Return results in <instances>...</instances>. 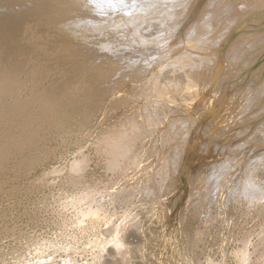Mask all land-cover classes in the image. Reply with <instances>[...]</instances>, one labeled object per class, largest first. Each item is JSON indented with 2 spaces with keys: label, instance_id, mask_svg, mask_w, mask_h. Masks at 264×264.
<instances>
[{
  "label": "rangeland",
  "instance_id": "1",
  "mask_svg": "<svg viewBox=\"0 0 264 264\" xmlns=\"http://www.w3.org/2000/svg\"><path fill=\"white\" fill-rule=\"evenodd\" d=\"M210 1H203L196 19L197 22H202V24L211 22L209 19L211 14L206 15L205 13L212 12L216 7L208 8ZM234 1L229 0V6L232 9L237 6ZM241 1L245 12L249 11L247 12L249 14H244L245 17H238L244 20L241 24L245 22V26L242 25L246 29L263 27L264 11L254 12L255 9L249 7L251 6L250 0ZM224 5L225 3L221 4L222 7ZM190 10L191 8L188 12ZM3 14L4 10L1 9L0 15ZM10 17L11 20L8 22H5L4 16L0 17V84L11 78L18 82L19 87L15 97L0 95V264H264V193L260 191L264 192V180L259 174L251 177L253 184L258 188H255L258 195L255 193L256 198L254 197L253 201L251 198V201H247L246 198L249 197L245 196V189L248 182V166L246 164L248 162L241 161L242 164H236L230 160L227 162L226 158L222 159L224 162L212 159L210 161L212 164L206 162V166L213 167L212 170H209L212 174L208 168H202L201 163L205 161L198 157L207 154L205 148H209L208 145L197 140L191 142L186 138L187 132L183 131L176 117L175 106H178L179 98L184 96V93L172 92V97L175 100L171 99V101L167 96L163 98L158 95L161 97V99L158 98V101V96L149 89L151 82L147 80L148 77H145L146 80L135 81L133 79V83L131 79L120 80L119 84L121 82L126 88L125 92L120 93L121 96L118 91L104 93L100 90L96 97L99 98V102L104 99L105 103L103 102L99 106L107 111H102L104 113L100 116L91 113L92 108L86 103H78L77 93L74 90L70 94L66 89L62 91H65L61 95L62 108L57 111L37 103L31 104L33 96L51 88L52 81L35 78L32 69L24 71L14 69L19 61L29 64L30 67L36 63L39 65L43 61L39 62V60L44 59V55L34 40L35 28L29 23H23L24 19L16 9L11 12ZM92 34L94 32L88 33L87 38L91 37L90 39H92L94 36L98 38H94L97 39L96 43L91 45V50L94 49L93 51L101 54L103 51V47L101 48L102 45L99 43L101 33L97 32L94 36ZM86 41L72 40L71 43L74 46L87 49L90 44ZM121 45L117 47V49L120 48V53L125 49ZM184 48L181 51H184ZM195 50L192 53H195V56L199 53L197 57L201 59L199 58L198 61L204 60L202 59V57L204 58L202 50L198 49L196 52ZM14 65L15 67H12ZM259 67L262 69L261 73L264 72V58L258 62L253 71L258 70ZM141 81H145V83ZM123 83L128 84L124 85ZM101 89L103 88L101 87ZM101 95H104L103 98ZM113 95L118 100L116 98L113 100ZM129 95L131 96L129 97ZM156 100L160 104L155 103ZM128 102L132 105H129ZM78 104L79 106H77ZM149 105L152 109L149 108ZM112 106L116 107L114 112ZM85 109H87V113ZM131 109L134 111L131 112ZM74 110L76 111L74 112ZM256 111L263 113L262 117H264V105L257 107ZM117 112L119 114L124 112L125 115L123 116L124 113L119 115ZM134 112L136 113L134 114ZM156 112H159L157 116ZM121 118L123 119L121 120ZM165 122L166 124L168 122L167 126L164 124ZM134 123L137 124L134 125ZM128 125H131V128ZM123 126H127L124 136L117 132L123 133L125 130L122 128ZM139 127L140 129L142 127L141 133L138 132ZM143 129L146 132H143ZM174 132L175 135H173ZM108 133H110L109 136ZM131 133L132 136H129ZM134 133L137 134V137L139 134L142 138H137ZM141 134L145 136V139ZM134 136L138 139L137 141L134 140L136 139ZM262 136L264 139V133ZM129 137L132 138L130 141ZM147 137L149 138L147 139ZM108 139H113V142L110 140L111 143ZM263 139L259 142H263ZM164 140L167 142L163 143ZM174 140H179L180 144L177 141L173 142ZM133 141L138 144L132 143ZM116 143L120 145H116ZM121 143L130 146L129 148L123 146V149L119 150ZM171 143H177V145L173 144V147ZM137 146L138 148H135ZM124 150L130 152L125 153ZM134 152L137 156L133 154ZM165 152L168 153L167 156L164 154ZM153 153L155 154L153 155ZM126 154H129V157ZM176 158L178 159L176 160ZM215 158L217 159V157ZM259 160L260 163H263L261 159ZM163 161L169 162L167 164ZM77 162L84 165L82 173L79 172L80 176L78 171L73 169ZM146 163L148 168L145 167ZM157 165L162 166L158 168ZM217 165L220 166L217 167ZM188 166L189 168H187ZM167 168L173 170L166 174L165 171L169 170ZM186 168L187 171H184ZM192 168L195 169V172ZM136 169L140 172H137ZM213 169H215V173H213ZM162 171L166 174L165 180L163 177L160 178L165 175ZM141 172L143 173L141 174ZM151 173L153 175L156 173L153 178ZM205 174H207L206 177ZM234 174L236 175L234 176ZM208 178L211 182L207 181ZM229 178L230 180H228ZM199 180L204 182V187L201 186L202 182ZM205 180L209 185L205 183ZM153 181L160 184L162 189L161 194L153 196L152 199V195L149 196L145 186L147 182L149 185ZM242 183L244 184L241 185ZM173 184L174 188L177 187L173 189L174 191H170V186L172 188ZM210 186H214L213 189H210ZM225 186L227 187L225 188ZM202 189L205 192L210 190L214 196L213 200L202 205L203 207L198 206L202 203L200 201L202 197L199 194V192L202 193ZM234 190H237V194ZM232 196L237 197V201ZM193 202L195 203L193 204ZM255 203L258 204L255 205ZM113 237L120 241L121 247L117 248L109 243ZM101 243H105L103 246H106L103 247Z\"/></svg>",
  "mask_w": 264,
  "mask_h": 264
},
{
  "label": "bare ground",
  "instance_id": "2",
  "mask_svg": "<svg viewBox=\"0 0 264 264\" xmlns=\"http://www.w3.org/2000/svg\"><path fill=\"white\" fill-rule=\"evenodd\" d=\"M203 1L204 0H12V1L9 0V1L0 2L1 3L0 11L1 9L4 10V14L0 15V17L4 16L5 22L6 21L8 22L11 20L10 19L11 12L16 9L18 13H20L22 18L24 19L23 23H29V25H32V27L35 28V31L33 33L34 40L36 41L37 45H39V49L44 55V59H40L39 62H41V60L43 61L41 62V64L39 63V65L38 63H36L37 65L35 64L33 67H30L29 64L27 65L26 63H23V61L22 62L19 61L16 64V67L15 65L12 66V67H15L14 69L17 68L23 71L27 69L28 70L32 69L35 78H40V79H45V80L50 79V82L52 81V84H51L52 86H50L51 88H49L48 90L45 89L43 90L44 92H40L38 95L33 96V98L30 101L31 104L37 103L39 105H43L48 108L49 107L54 108L57 111L59 108H62L61 107V102H62L61 95L62 93L65 92V91L64 92L62 91L66 89L70 94V93H73V90H74L77 93L76 94L77 102L86 103V105L92 108L90 110L91 113L98 114L100 116V114L104 113L102 111H105L103 108H101V106H99L103 104L104 99L103 101L99 102L98 100L99 98L97 99L96 97V95H99L97 93L100 90L104 91V93L105 92L111 93L113 91H118L120 95V93L122 94L126 90V88L121 84V82L119 84L120 80H124V79H131V81L133 79L135 81L136 80L138 81L139 79L146 80L147 78L145 79V77H148L147 80L151 82L149 89L154 91L157 96L161 95L163 96V98H165L164 96H167L169 98L168 100L171 101V99L175 100L172 97V94H171L172 92L173 93L182 92V94L184 93V96H180L179 101H178V106H175V110L177 111L176 117L178 118V123L183 128V131L185 130L187 132V135H185L186 138L191 140V142H193L194 140H197L199 142L201 141L205 142L206 145H208L209 147L207 148L208 151H206L207 149L205 148V153L207 154L205 155L203 154L202 157H198L201 160L203 158V160L205 161L202 163L200 162L202 165V168H206V169L208 168V171L212 170L213 167L211 165L206 166V162H208L207 164H209L212 159L214 161L217 160L220 162V160L222 161V159L226 158L227 162L228 160H230V162H233V163L236 162V164L241 163V161L245 163L248 162L246 163L248 166V169H247L248 182L245 179V182H247L246 189H245V196L249 197V198H246V197L245 198L248 201L250 200V198L252 200L255 197V193H256L255 190L258 189L253 184V179L251 177H253V175L259 174V176H262V179L264 180V155L261 156L262 154H264V141L259 142L260 140L262 141L263 139L262 135L264 133V117H262L263 113H259L256 111L257 107L264 105V76H263L264 72L261 73L262 69L260 67L258 70L256 69L255 71H253L254 67L258 65V62L264 58V26L263 27L257 26V29H249V28L246 29L244 27L245 22L242 23L244 26L241 24V22L244 20L238 17H241V16L245 17L244 14H249L247 13L249 11L245 12L244 10L245 7L241 6V2H242L241 0L234 1L237 6L234 7L233 9L229 6V0H211L210 4L208 5V8L212 9L213 7H216V9L210 13L209 12L205 13L206 15L211 14V16L209 17L211 22L206 23V24H202V22H197L196 19L199 15V12H200L199 9ZM250 1H251V6L249 7H252L250 9H253V10L255 9L254 12L259 13L261 10L264 11V0H250ZM222 3H225L223 7L221 6ZM190 8L191 10L190 12H188ZM219 18L221 20H216ZM90 32H94V34L97 32L101 33L100 34L101 37H99L101 38V41H99V43L102 45L100 47L101 48L103 47V51H101V54L97 51H93L94 49L91 50L92 48L91 45L96 43V39L98 37L92 34V36H94L92 39H90L91 38L90 36H89L90 38H87V34ZM95 37L97 38L94 39ZM72 40L74 41L75 40L76 41L87 40L86 42H88L90 45L88 46L87 49H82L79 46H74L71 43ZM120 45L125 47L124 52L122 53H120L121 51L120 48L117 49V47ZM185 46H187V48H184ZM183 48H184V51H181L183 50ZM185 49L186 50L191 49V50L186 51ZM195 49L202 50L201 53L204 54L203 55L204 58L202 56L201 57L204 60L198 61L200 57H197V55L199 53L196 56L194 55L195 53L194 54L192 53V51ZM174 60H177V61H174ZM9 74H10V71H9ZM142 83H145V81H143ZM125 84H128V83H125ZM18 87H19L18 82H16L14 79H11V78L6 79V81L3 84H0V95L2 97H15V95L17 94ZM101 87L103 89H101ZM153 95H152V98H153ZM101 96H102L101 98H103L104 95H101ZM130 96L131 95H129V97ZM115 98L116 97L114 96L112 99L114 100ZM158 98L161 99V97L159 96L157 97V99ZM108 99H111V98H108ZM129 101L134 103V101L132 100H129ZM152 101L151 102L149 101V103H152ZM122 102L124 103V101ZM141 103L143 102L141 101ZM155 103H158L157 100ZM172 103L170 104L171 106H172ZM121 104L119 105L121 106ZM129 105H132V104H129ZM170 105L168 104V106ZM173 105H176V104H173ZM77 106H79V104ZM114 106H112L113 112H114V108H116ZM150 106L151 105H149V108H151ZM104 108H105V104H104ZM138 108L140 109V107ZM138 108L137 110H139ZM76 110H74V112ZM86 110L87 109H85V112ZM132 110L134 111V109H131L130 111L132 112ZM130 111L128 110V112ZM152 111L154 112V110ZM136 112H134V114ZM122 113L120 114L118 113V114L121 115ZM158 113L157 112L155 113L156 116L158 115ZM137 114L139 113L137 112ZM124 115L125 113L123 114V116ZM117 118L120 121L119 117ZM122 119L123 118H121V120ZM150 119L153 120L152 118ZM129 122L130 121H128V123ZM136 124L137 123H134V125ZM164 124H166V122ZM128 126L130 127L131 125H128ZM126 127L124 126L122 127V128H125L124 131L122 130L123 133H120L121 131L120 132L117 131V132L120 135L121 134L123 135L124 133H126ZM150 127H148V129ZM161 128L163 129V127ZM141 129L139 127L138 132H140ZM144 129H143V132H146L144 131ZM148 129H145V130H148ZM154 130L155 129L153 128V131ZM168 130L169 128L167 129V131ZM149 131L151 130L149 129ZM158 131L160 132V130ZM170 131L172 130L170 129ZM107 135L109 136L110 133H108ZM173 135H175V132ZM181 135H184V134H181ZM115 136L117 137V135ZM115 136H114V140H115ZM125 136H128V135H125ZM129 136H132V133ZM138 137H140L139 134H138ZM149 137H147V139ZM130 138L131 137H129L128 139L129 141H130ZM137 138L136 139L133 138V139L137 141L138 140ZM106 139L105 141H107ZM144 139H145V136H144ZM126 140L127 139H125V142ZM176 141L179 143V140H174L173 142H176ZM134 142L135 141H133L132 143ZM157 142L159 141L157 140ZM164 142H167V140L166 141L164 140L163 143ZM119 143H116V145ZM173 144L174 146L175 144L177 145V143H173ZM198 144H201V143H198ZM163 145H162V148H163ZM123 146L125 148H129L130 145L126 146L124 144L122 145L121 143L119 150H122ZM149 147L151 148V146ZM135 148H138V146ZM116 149L117 147L115 148V150ZM132 149H134V147ZM168 149L169 148L167 147V150ZM128 150L127 152L124 150V152L125 153L130 152ZM141 150L143 149L141 148ZM173 150L175 151L176 149H173ZM148 153L149 152L147 151V154ZM170 153H173V152H170ZM133 154H135V152ZM154 154L155 153H153V155ZM164 154H166L167 156L168 153L165 152ZM149 155L147 156L148 158H149ZM171 155L174 156L175 154H171ZM214 157H217V159L216 158L214 159ZM193 158H195L194 155H193ZM177 159L178 158H176V160ZM259 159H261V162L263 163H260ZM144 160L146 161V159ZM157 160L159 159L157 158ZM163 162H167V161H163ZM222 162H224V160ZM145 165H146L145 167L148 168L147 163ZM158 165H157L158 168L162 166V165L160 166ZM83 166H84L83 163L77 162L75 163L73 167L75 171H78L79 176H80V173H82L81 171L83 169ZM130 166H132V164H130ZM149 166L151 167V164ZM218 166L220 165H217V167ZM257 166H260V168H257ZM224 167L225 166H223V169H225ZM187 168H189V166ZM187 168L184 171H187ZM167 169L169 170L165 171V173L167 172L166 174H168V171L173 170V169L171 170L170 168H167ZM214 170L215 169H213V171ZM150 171L152 172V170ZM231 171H232V168H231ZM137 172H140V171L138 170ZM194 172H195V169H194ZM223 172H225V170ZM142 173L143 172H141V174ZM213 173H215V171ZM155 174L156 173H154V175ZM166 174L160 176V178L161 177L164 178ZM207 174H205V177ZM151 175L153 174L151 173ZM154 175L152 176V178L154 177ZM235 175L236 174H234V176ZM208 176L209 174L207 175V177ZM149 179H148V182H149ZM209 179L210 178H208L207 181L211 182ZM228 180H230V178ZM166 181L168 180L166 179ZM199 181L202 182L201 183L202 185L201 184L200 185L204 187V184H203L204 182L201 180ZM207 181L205 182L206 184H208ZM148 182H147V185L145 186L146 191L149 194V196L152 195L151 198L153 199V196L156 197L161 194L162 187L160 188V184H157V182L154 183L153 181L152 183H149V185H148ZM214 182L212 183V185L214 184ZM220 184L221 183H219V185ZM237 184L239 183L237 182ZM243 184L244 183H242L241 185ZM208 185L206 186L208 187ZM219 185L217 184V186ZM241 185H238V186H241ZM161 186H164V185L161 184ZM201 186L199 187L201 188ZM210 187H211L210 189H213L212 186ZM226 187L227 186H225V188ZM175 188L173 184L172 188L170 186V191ZM203 190L204 189L201 190L202 193L199 192V194H201L202 199L200 200L198 198L202 202L201 205H198L201 207H203L202 205L209 203L212 197L214 198V196L211 194L212 192L209 189H207L209 190L208 192H205ZM237 190H234L236 194H237ZM260 191L261 193H264L262 192V190ZM231 194L229 195V197L231 196ZM227 196H228V193H227ZM234 198L235 197H233V199ZM236 198H235V201H237ZM217 199L219 198L217 197ZM256 201L257 200H255V202ZM194 203L195 202H193V204ZM256 204L258 203H255V205ZM199 209L201 210L200 207ZM109 243H112L111 245L117 248L121 247L120 241L115 239L114 237L111 239V242ZM103 244L105 243H101L102 246Z\"/></svg>",
  "mask_w": 264,
  "mask_h": 264
}]
</instances>
